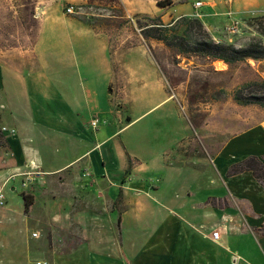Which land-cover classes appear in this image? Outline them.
<instances>
[{"label":"crops","instance_id":"1","mask_svg":"<svg viewBox=\"0 0 264 264\" xmlns=\"http://www.w3.org/2000/svg\"><path fill=\"white\" fill-rule=\"evenodd\" d=\"M59 1L38 3L32 61L0 58V186L8 182L0 264H264V187L250 172L228 176L232 165L264 156L263 139L247 130L222 142V129L207 125L215 137L205 142L146 43L112 51L109 34L68 16ZM207 4L205 16L222 15L221 1ZM94 117L103 119L97 130ZM138 123L133 143L124 139ZM25 172L31 183L53 176L70 191L28 193L26 212V176H14ZM157 197L166 213L147 209Z\"/></svg>","mask_w":264,"mask_h":264},{"label":"rangeland","instance_id":"2","mask_svg":"<svg viewBox=\"0 0 264 264\" xmlns=\"http://www.w3.org/2000/svg\"><path fill=\"white\" fill-rule=\"evenodd\" d=\"M41 1L47 0H0V58L17 54L29 58L30 61L34 59L33 49L39 24L37 8ZM130 1L131 8L127 9L124 6L125 11L122 10L117 0H60L59 2H62L64 12L68 16L81 19L98 33L109 34L112 51L123 52L133 45L145 43L137 29V15H144L138 12L141 9L151 12L158 11L161 16H164L165 23L175 22L180 17L199 19L205 30L219 43H232L240 47L254 38L262 37L264 40L262 36L264 35V24L259 27L257 22V18L264 15V0H235L232 4L228 0H219L221 1L219 12L222 15L217 17L204 15V12L209 13L205 8L208 4L200 11H196L194 3L197 0H172L173 4L167 8L157 5V1L160 0ZM203 1L208 3L210 0ZM214 1L217 2V0ZM69 7H73L75 13H67ZM230 8L240 14L243 19V24L236 34H228L227 31L230 19L225 13ZM197 12L201 17L196 15ZM185 27L186 25L181 26L180 29ZM150 43L153 48L151 54L167 80L169 91L175 101L183 107H180L181 112L191 121L194 130L204 135L205 142L215 137V133L209 134L204 131L207 125L210 130L222 129V142L229 134L248 130L249 133L257 134L260 139H263L256 144L260 146L257 152L264 154V108L256 104H241L234 99L235 91L244 83L264 80V59H248L245 62L228 66L223 61L211 60L197 54H179L178 50H170L157 41ZM120 65L121 63L118 62L117 66ZM222 90H225V93L220 92ZM158 101L159 99L153 96L150 105ZM116 108L120 110L121 106ZM160 112L157 108L152 114L157 116ZM101 117L93 119L98 118L100 122H103ZM111 119L118 127L119 123L115 117L111 116ZM141 124L138 123L128 129L124 134V139L127 138L133 143L132 133ZM226 127L230 129L227 130ZM216 130L214 131L217 133ZM257 131L259 133H256ZM118 142V139L109 141L107 146H113ZM56 180L51 176V179L45 183H40L38 180L33 181L34 183L30 181L27 187L21 184L20 189L30 194L35 192L37 195L53 196L59 192L69 193L70 187L65 182L57 184ZM156 184L155 181L150 180V185ZM163 192H167L166 186L163 187ZM157 198L158 200L151 199L147 209H162L161 211L166 213L165 203L159 197ZM220 205L223 206L222 201ZM263 231L264 228L261 229V232Z\"/></svg>","mask_w":264,"mask_h":264},{"label":"trees","instance_id":"3","mask_svg":"<svg viewBox=\"0 0 264 264\" xmlns=\"http://www.w3.org/2000/svg\"><path fill=\"white\" fill-rule=\"evenodd\" d=\"M118 4L125 11L120 0ZM173 4L172 0H160L157 5L167 8ZM137 29L145 41L150 52L153 51L151 41L162 43L170 50H178L179 54H197L208 59L223 61L228 66H233L248 59H264V40L254 38L244 46L237 47L232 43H219L208 33L199 19L180 17L172 23H165L162 16H151L148 14L137 15ZM144 20V21H143ZM258 26L264 24V15L257 18ZM186 27L180 29L181 26ZM264 37V35H262ZM170 92V91H169ZM220 92H224L222 90ZM171 93V92H170ZM234 99L241 104H256L264 108V80H252L241 85L234 93ZM190 121V120H189ZM191 122V121H190ZM5 146V138L0 134V151ZM133 167V160L129 158L130 175ZM250 172L255 180L264 187V156H249L248 158L232 165L228 176H235ZM25 200V211L30 210L34 202L32 195L22 194ZM122 196V191L120 192Z\"/></svg>","mask_w":264,"mask_h":264},{"label":"built area","instance_id":"4","mask_svg":"<svg viewBox=\"0 0 264 264\" xmlns=\"http://www.w3.org/2000/svg\"><path fill=\"white\" fill-rule=\"evenodd\" d=\"M231 4L235 1V0H228ZM206 5V3L203 0H197L194 3V7L196 9V11H200L204 6ZM67 13L69 14H73L74 12V8L73 7H69L67 9ZM228 18L230 19V24L227 27V31L228 34H236L239 32L240 30V26L243 24V19L241 18L240 14L234 12L231 8L225 13ZM198 17H201V15L197 12L196 14ZM100 125V120L98 118H95L91 121V126L94 130H97L98 127ZM3 131H6V127H3L2 129ZM11 133H15L16 131L14 129H12L10 131ZM18 176V175H23L26 176L25 181L23 183L24 186H28L30 181H31V173L25 172V173H17L14 176ZM8 184V182H5L2 186H0V207H4L7 205V196H6V185ZM34 237L37 236V233L33 234ZM212 238L217 241L220 242L221 241V232L220 231H214L212 233ZM233 259L236 263V261L239 259V257L237 255L233 256ZM36 264H47L44 263L42 261H37Z\"/></svg>","mask_w":264,"mask_h":264}]
</instances>
